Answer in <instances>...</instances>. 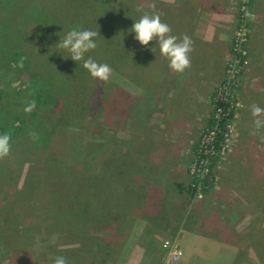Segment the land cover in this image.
Here are the masks:
<instances>
[{
  "label": "rangeland",
  "instance_id": "obj_1",
  "mask_svg": "<svg viewBox=\"0 0 264 264\" xmlns=\"http://www.w3.org/2000/svg\"><path fill=\"white\" fill-rule=\"evenodd\" d=\"M89 1L94 6L96 3H98V6L103 3L101 0ZM128 1L129 0H124L127 5ZM142 1L146 4H154L155 7L159 6L160 3H165L170 6L168 13L162 15L164 19L162 17L161 19L163 22L170 25L172 28V34L175 35V0ZM135 2L137 4L142 3L141 0H135ZM135 2L129 6H134ZM260 2H264V0H248V41L244 49L245 57L240 77L238 79V86L233 91L234 101L240 103V107L237 110L238 117L236 128L234 129L235 137L229 144L224 159L221 160L219 180L218 184L214 186V189H218L221 185V177L224 172L230 169L229 166L232 161L235 158H240L242 154H247L248 158L252 159L251 162L256 167H250L251 162L249 159H246L245 161H247L250 173L256 172L260 179L262 172H264V128L256 129L253 123L254 118L245 119L246 104L243 94V75L246 73L247 76L249 75L250 77L251 74L248 70L251 63L247 47L251 39L252 20L253 18H259L254 7L256 5V7H262L263 5L259 4ZM83 3L84 1L82 0H0V46L9 50L23 49V51L27 52L29 55L30 58H28V60L33 62L34 66L38 63V67L42 64L40 69L42 67H48V77L53 79H58L59 77L58 71L55 70V64L57 62L55 59L57 57L56 52L64 50L61 48L59 49L57 46L55 47L54 44L57 45L60 42L61 37L65 36L67 32L73 28L94 29V31H96V26H98L104 40L108 43H112L108 44L111 49L110 51L118 52L124 56L121 60V57L117 58L111 52L105 54V51L102 50L101 56L99 57L95 55L98 53V47L90 54L89 57L99 63H107L113 69L110 79L107 82L94 79L83 67V61L74 64V69L76 68L79 70H76L77 72L87 73L90 76V80L93 81V85H96V87L92 90L85 89L84 94H81L80 96L75 95L73 97L78 113L77 115L71 114L68 117L66 116L62 124L67 127L73 126L75 128L81 126L78 119H81L83 114H87L86 119L89 120L90 118V122L93 121V131L90 126L86 128L91 132L85 134L88 143L81 145V147H83L82 149H84L83 151L71 154L70 151H65L64 149L65 153H70V155L74 157L76 163L81 161L83 164L81 167L84 170L88 171L89 165L93 163L97 164L100 161L102 163L106 152L101 154L98 153V151H95L100 149V144L104 142L111 143L112 148L108 150L109 152H107L106 155V162H108L107 169L104 168L103 171L100 164L97 168L96 165V178L91 180H95L97 184H99V181L106 183V190L103 191L104 195L109 197L112 196L114 198L108 199L109 197H106L94 200H87L84 198V200H80V197H77L75 201H65L66 205L71 207L74 215L79 218L85 231L86 239L79 235L76 228H73V226L69 228L63 226L62 222H57L53 228L49 229V231L45 230V233L43 234L44 236H41V238L38 239L35 234L39 231H35L32 226L24 227L23 223L25 214H28L33 221H36V218L40 219L43 217L39 215V213L32 212L31 209L28 211L27 208H21L19 210V213L21 214L16 221L14 219H8L11 217L10 214H6L7 219L4 220L3 213H1L0 264H24V261L29 262V264H53V261L57 256L66 257L68 264H83L82 262L84 258H88L90 255H92L95 260H99V257L105 256L104 264H128L130 261L133 264H139L141 262H144L143 264L162 263L160 260L162 256L155 255L154 260L150 258L148 259V257H144V260H140L137 255L131 256L124 254L128 242L133 240L129 245L131 247L130 252L133 253L135 243L139 240L137 230L140 229V222L138 221L139 217L137 216V212L142 207L139 205L133 206L132 202L135 200L130 201V199H133L134 197V192L131 191V184L137 182L136 178L134 177V181H132L130 172H124V169H122L123 166L121 168H119V166L127 160L126 155L123 153L124 150L128 149L126 147L127 143L124 139L127 131L126 125L130 124V121L126 123L127 117L128 119L131 117L133 122L139 118H145V123L153 120L152 124L156 125H159L160 120L163 121L164 119V121L169 123V127H175V72L169 68L168 60L160 54L157 41H152L148 46H143L135 39V33L129 31L134 25L135 20H138L142 13L131 12L124 15L116 14L108 19L107 17L103 19L93 16L91 18H94L95 20H92L91 18L88 19L82 16L81 11L83 5L86 4ZM241 3L242 0H238V25L235 28L231 44V54L225 69V77L223 81L217 85L215 91L226 80L227 70L233 57L232 48L240 25ZM145 10L150 11V9L147 8ZM252 44L254 45L253 35L251 45ZM153 48H155L154 52L152 51ZM69 56L70 53L65 56L61 55L59 60L71 65L70 60L72 61V59ZM256 59L259 64V58L256 57ZM28 66L29 65L25 68ZM5 70L6 69L3 67H0V90H6L7 88L5 86H8L11 90H17L21 94H24L23 90L27 86L26 81L31 78L34 79L36 73H33L32 70L29 71L23 75V78H26L24 81L22 78L15 79V77L12 76L10 77L11 82L7 84L9 81L6 80L8 71L7 73H4ZM10 71L14 72V69L10 68ZM67 80L68 79H64L63 82H65L64 84L69 88L71 85H67ZM260 83L261 82H259V84ZM141 87L145 89H142ZM127 88L131 89V91H127ZM136 88L139 89L138 92L141 95H132ZM215 91L211 97L212 111H214L213 98L216 93ZM4 93H7V91H4ZM159 95L163 102L159 100ZM137 99L144 101L145 105H142L139 101H135ZM7 103L6 96L0 94V109L4 107L2 105L7 106ZM148 103L150 104L146 106ZM260 103V107L264 108V98L260 99ZM150 105L151 108L148 110ZM68 106H70V104ZM143 106H146V109L149 111L147 116L145 113L146 109ZM247 113L252 116L251 110H247ZM212 117L213 112L210 122ZM1 122L2 121H0V123ZM210 122L202 130L197 144L193 145L188 151L192 158L189 165L191 182L192 176L190 175V168L196 157L195 150L200 144L204 131L209 127ZM150 123L151 122H149V124ZM95 128L97 132L94 131ZM72 130L68 131V136L71 134ZM149 131L153 134L159 130L151 129ZM66 136L67 135L63 136L64 144L69 143V137L67 140ZM42 140L43 143H40L37 151L34 150V154H32L33 157L37 156L39 158L38 160L46 157L47 153H49V149H44L46 145L43 144L50 141V138H48V135H45L42 137ZM50 144L56 146L55 141H52V139ZM130 146L133 147L134 145L130 144ZM132 151V155L135 154V165L137 166L140 163V150L135 146L132 148ZM117 153H119L121 164L116 162L115 167L113 160L118 156L116 155ZM88 154L93 155L83 158ZM130 154L131 152L129 151V155ZM93 157L96 161L93 160ZM22 159L23 158L20 157L19 153L12 149L8 156L0 159V208L5 205V198L6 196L8 197L7 194L8 191L10 192V188V196L13 201L18 200L19 202V200L22 199V203H28L32 196H34L35 189L39 187L37 180L28 177V168L30 165L26 164ZM109 163H112V167ZM104 172L107 173L104 174ZM37 194L40 195V189ZM190 196V205H193L192 209L194 210L195 202L201 203L204 201L206 193L201 200H195L191 194ZM38 198L39 197H36V199ZM237 198L240 197L237 196ZM61 199H58L56 203L62 201ZM127 201H129L130 205ZM145 203L143 204L145 205ZM235 205L236 204H229L222 208V211H226L227 214L231 215L236 214L238 219H247V221L243 223L236 221L233 225L228 224L237 244L236 257L240 259V264H257L259 262L257 253L252 249L247 248V242L248 240H251V237H248V240H246L247 236L239 237V235L242 234L246 226H249L252 220L254 223L258 222L256 224H259L260 227L264 225V209L256 208V206L251 207L250 205L237 208ZM216 207L221 211L218 204ZM161 216L164 223H167V221L170 220V216L164 214ZM154 220H159V218L154 217ZM49 223H51V221L47 222V224ZM224 225H226V223H224ZM134 232H136V235H132ZM131 237L133 238L131 239ZM83 240H86L85 244L81 243ZM167 242H170V240L165 242V246ZM36 246L39 250L35 249ZM66 250H68V252L64 253ZM220 250L222 251L214 257L215 262L226 264L229 261H233L232 259L235 254L232 259L229 258L230 260H228L230 253H227L226 249ZM130 256L132 257L131 259ZM236 257L234 264H239L236 263ZM181 258L182 256L180 259ZM180 259L176 262H179Z\"/></svg>",
  "mask_w": 264,
  "mask_h": 264
},
{
  "label": "crops",
  "instance_id": "obj_2",
  "mask_svg": "<svg viewBox=\"0 0 264 264\" xmlns=\"http://www.w3.org/2000/svg\"><path fill=\"white\" fill-rule=\"evenodd\" d=\"M237 2L238 0H175V35L182 37L187 34L194 41L191 67L183 73L175 72V127H169V123L163 118L156 125L152 124L153 120L145 123V118H139L133 122L131 117H127L126 123L130 121V124L126 125L124 139L128 149L123 151L127 160L119 168L123 166L124 172H130L132 181L136 178L137 182L131 184L134 197L130 201L135 200L132 204L142 208L136 211L140 222V229L137 230L139 240L135 243L134 250L132 249L133 253L129 246L133 240L128 242L124 254L137 255L140 260H144V257L154 260L155 255L162 256L164 259L162 261L160 258L161 264H220L215 262L214 257L222 251L220 249H226L230 253L228 260L235 254L233 261L226 264L235 262L237 244L227 223L233 225L236 221L243 223L247 219H238L236 214H227L222 208L229 204L248 206L253 203L237 198L234 191L230 190L229 186L240 184L235 180V172L238 170H234L232 161L230 169L221 177L219 188L212 187L206 193L204 201L195 202L193 210L189 192V165L192 158L188 151L197 144L202 130L209 124L213 112L212 94L225 77L238 25ZM259 4L263 6L254 7L259 18L252 20L251 39L247 47L251 63L248 70L251 74L250 77L246 73L243 75L245 119H253L247 110L253 104L260 106V99L264 98V2ZM252 35L254 45H251ZM256 57L259 58V64ZM127 91L131 89L127 88ZM138 91L136 88L132 95H141ZM159 100L162 101L160 95ZM135 101L145 105L141 99ZM146 106L143 107L146 109ZM150 108L151 105L148 110ZM148 110H145L146 116L149 114ZM151 129L159 131L152 134L149 131ZM130 144L134 146L131 147ZM135 146L140 150V163L137 166L135 154L132 155V148ZM116 155L115 167L116 162L121 164L119 153ZM229 180L231 184L228 183ZM217 204L221 211L216 207ZM162 214L170 216L167 223H164ZM154 217L159 220L155 221ZM256 223L252 220L239 237H249L253 230L259 229V224ZM132 235H136V232ZM168 240L174 244L177 242V247L183 251L179 262L168 260V248L165 246ZM239 260L236 257V263ZM128 264L133 263L130 261Z\"/></svg>",
  "mask_w": 264,
  "mask_h": 264
},
{
  "label": "trees",
  "instance_id": "obj_3",
  "mask_svg": "<svg viewBox=\"0 0 264 264\" xmlns=\"http://www.w3.org/2000/svg\"><path fill=\"white\" fill-rule=\"evenodd\" d=\"M82 1H84V3L86 4L83 5L81 14L83 17L88 19L93 16L103 19L107 17L108 19L116 14L124 15L131 12L140 13L136 11V7L138 4L135 2V0H129L130 2L128 1V5L124 2V0H101L103 1V3L99 6L98 3H96L94 6L89 0ZM133 2H135V5L132 7L129 6L132 5ZM141 2L143 1L141 0ZM156 9L163 14H166L170 10V6L166 5L165 3H160L159 6H156ZM162 18L164 19L163 16ZM91 19L95 20L94 18ZM96 31L100 32V36L96 38V42L98 44V53L95 55L100 57L102 50H104L105 54L111 52L117 58L121 57L122 60L124 58L123 55L119 54L118 52L110 51L111 49L109 48L108 44L112 43H108L104 40V37L101 36V30H99L98 26H96ZM122 45L124 46L123 43ZM4 48L5 47L0 46V67L6 69L4 73H7L8 71L6 80L9 81L7 82V84L11 82L10 77L12 76H14L15 79L22 78L24 81L26 78L24 79L23 75L31 70L33 71V73L36 72L34 79L31 78L30 80L26 81L27 86L23 90L24 94H21L17 90H11V88L8 86H5L7 88L6 90H0L2 91L0 92V94L6 96L8 102L7 106L2 105L4 107L0 109V121H2L0 123V133H8L11 136V149L17 151L20 157L23 158L22 160L25 161L26 164L30 165L28 168V177L37 180L39 187L35 189V194L34 196H32L31 200H29L28 203H22V199L19 200V202L18 200L13 201L10 196V188V192L8 191L7 194L8 197L6 196L5 198V205L0 208V214L3 213L4 220L7 219L6 214H10L11 217L8 219H14L16 221V219H18L19 215L21 214L19 213V210L21 208H27L28 211H30L31 209L32 212H36L37 214L39 213V215L43 217H41L40 219L36 218V221H33L28 216V214H25L23 223L24 227L32 226L35 231H39L35 234L38 239H40L41 236H44L43 234L45 233V230L49 231V229L53 228L57 222H62L63 226H67L68 228L73 226V228H76V231L79 232V235L85 238L86 234L79 218L74 215L71 207H68L65 201H75L77 197H80V200H84V198L87 200H94L109 197L104 195L103 193V191L106 190V183L99 181V184H97L95 180L92 181L91 179L96 178V165L97 168L100 164L103 171L104 168L107 169L108 162H106V155L107 152H109L108 150L112 148V145L108 142L100 144V149L96 150L95 152L98 151V153L101 154L103 152H106L104 155L105 157L102 160L103 162L101 163L100 161L97 164L93 163L91 165L87 164L89 165V169L88 171L84 170L81 167L83 165L81 161L76 163L74 157L71 156L70 153L75 154L76 152H81L84 150L82 149L83 147H81V145H85L88 143V141H86L85 134L91 132L86 128L90 126L91 130L93 131V121L90 122V118L89 120L86 119L87 114H83L81 116V119H78L81 126L75 128L73 126L67 127L62 124L66 116L68 117L71 114L77 115L78 113V109L73 97L75 95L80 96L81 94H84L85 89L92 90L96 87V85H93V81L90 80V76L87 73L77 72L79 70H77L76 68L74 69V64L77 63L76 61L70 60L71 65H69V63L66 64V62L59 60V57L61 55H68L69 52L67 50H60L56 52L57 57L55 59L57 62L55 64V70L58 71L59 77L58 79H53L48 77L49 68L42 67L40 69L42 64L40 65V67H38V63L36 64V66H34L33 62L28 60V58L30 57L27 52L23 51V49L9 50ZM92 51L86 54V58L90 56ZM27 65H29L30 67L28 66L27 68H25ZM10 68L14 69V72H11ZM64 75L66 76V78ZM64 79H68L67 85H71L69 88L64 84ZM4 91H7V93H4ZM32 100L36 101L35 110L30 113L25 112L24 108L26 107L28 102ZM69 104L70 106H68ZM69 130H72V132L68 136ZM94 131L97 132L96 128ZM30 132H35L38 138L36 140H33L29 135ZM45 135H48L50 141L51 139L52 141H55L56 146L51 145L50 141L44 143L43 145H46L44 149H49V153H47L46 157L38 160L39 158L37 156L33 157L32 154H34V150L37 151L40 143H43L42 137H44ZM64 135H67V140L69 137L68 144H64L63 142ZM222 141L223 138L221 135H219L217 137L216 143L217 149H219L220 143ZM64 149L65 151H70V153H65ZM91 155L88 154L83 158L90 157ZM246 159H249L248 155L242 154L240 158H235L233 160L234 170H238V172H235V180L240 182V184L233 185L232 187L229 186L231 188L230 190L234 191V194L239 196L240 198L247 200V202L253 203L248 204L251 207L256 206V208L264 209V172H262V176L260 179L256 172L250 173L247 161H245ZM93 160H95L94 157ZM249 160L250 162L252 161V159ZM238 162L242 164H239ZM110 164L112 167V163H109V165ZM252 166L255 167V165L251 162L250 167ZM106 173L107 172H104V174ZM212 177L213 174L211 172L209 178H207L205 181L204 193H207L210 189H212V185H209L210 179ZM230 182L231 181L229 180L228 183ZM39 189L40 195L37 194L39 192ZM189 192L191 195H193L195 194V189H193V187H189ZM36 197L39 198L36 199ZM110 198L113 197L110 196L108 199ZM58 199H61L62 201L56 203ZM235 206L237 208H241L243 205ZM49 221H51V223L47 224V222ZM249 237H251V240H248V236L246 237V240H248L247 248H250L255 253H257V257L259 260L257 264H264V225L261 227L259 225V229L253 230V232L249 234ZM85 242L86 240L81 241L82 244H85ZM35 249L39 250L37 246L35 247ZM66 252H68V250H66L64 253ZM104 257H99V260H95L93 259L92 255H90V257L88 258H84L82 263L104 264ZM24 264H29V262L24 261Z\"/></svg>",
  "mask_w": 264,
  "mask_h": 264
},
{
  "label": "clouds",
  "instance_id": "obj_4",
  "mask_svg": "<svg viewBox=\"0 0 264 264\" xmlns=\"http://www.w3.org/2000/svg\"><path fill=\"white\" fill-rule=\"evenodd\" d=\"M150 9L146 11L145 9ZM136 11L142 13L138 20L129 30L135 33V39L143 46H148L150 42L157 41L160 54L165 57L169 68L176 73H183L191 67V53L194 51V41L184 34L178 37L172 34V28L161 17L162 12L156 10L154 4L140 3ZM100 32L90 29L73 28L61 37L60 42L55 45L70 53L73 61H83V67L91 74L94 79L107 82L110 79L113 69L107 63H99L91 57L86 58V54L98 47L96 38ZM154 49L152 51L154 52ZM36 108V101L28 102L24 108L25 112H32ZM251 115L254 118L256 129L264 128V108L253 104ZM29 135L33 140L38 138L35 132ZM11 151V136L8 133H0V159L8 156ZM53 264H68L64 256L55 257Z\"/></svg>",
  "mask_w": 264,
  "mask_h": 264
},
{
  "label": "built area",
  "instance_id": "obj_5",
  "mask_svg": "<svg viewBox=\"0 0 264 264\" xmlns=\"http://www.w3.org/2000/svg\"><path fill=\"white\" fill-rule=\"evenodd\" d=\"M247 8L248 0H242L240 25L233 42V57L227 70L226 80L215 91L213 117L195 150L196 157L190 168V175L192 176L190 187L195 189V194L192 195L195 200L204 198L205 181L211 172L213 177L210 179L209 185L214 187L218 184L221 160L224 159L229 144L235 137L234 129L236 128L237 110L240 103L234 101L233 91L238 86L245 57L244 49L248 41ZM219 135L222 136L223 141L217 149L216 143ZM166 247L168 248L169 261L176 262L183 255L182 250L177 247V242L175 244L171 241L167 242Z\"/></svg>",
  "mask_w": 264,
  "mask_h": 264
}]
</instances>
